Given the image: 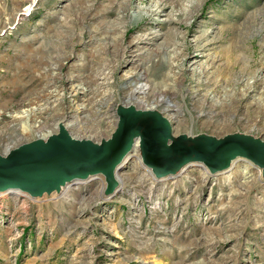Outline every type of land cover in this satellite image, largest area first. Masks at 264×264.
I'll return each instance as SVG.
<instances>
[{"label": "rangeland", "instance_id": "rangeland-1", "mask_svg": "<svg viewBox=\"0 0 264 264\" xmlns=\"http://www.w3.org/2000/svg\"><path fill=\"white\" fill-rule=\"evenodd\" d=\"M128 106L264 141V0H0L1 156L61 122L100 142ZM235 160L0 192V264H264V168Z\"/></svg>", "mask_w": 264, "mask_h": 264}, {"label": "water", "instance_id": "water-1", "mask_svg": "<svg viewBox=\"0 0 264 264\" xmlns=\"http://www.w3.org/2000/svg\"><path fill=\"white\" fill-rule=\"evenodd\" d=\"M101 140L73 138L63 128L47 140L20 144L0 155V192L18 189L36 195L94 174H103L109 183L106 193L112 192L118 185L116 170L137 144L144 164L157 177L177 174L191 162L223 170L239 156L264 168L263 140L240 134L175 136L167 117L155 109L121 107L117 128Z\"/></svg>", "mask_w": 264, "mask_h": 264}, {"label": "bare ground", "instance_id": "bare-ground-1", "mask_svg": "<svg viewBox=\"0 0 264 264\" xmlns=\"http://www.w3.org/2000/svg\"><path fill=\"white\" fill-rule=\"evenodd\" d=\"M139 76H143V73H140V75ZM146 86H147V84H141V85H139L136 89H135V91L136 92H143L144 90H145V88H146ZM134 91V92H135ZM133 97H135L136 95L135 94H133L132 95ZM173 107V106H172ZM172 107H170L169 106V109L172 111V112H174V113H172L173 115H172V117H167V119H168V121L171 123V120H172V118H176V117H178V115H177V112L175 111V109L174 108H172ZM21 116V115H20ZM27 116H30L29 114L27 115ZM75 125H76V123L73 121V122H70V123H58V124H56L55 125V127H56V130L55 131H49L48 132V135H43L42 133H40L39 134V136H40V138L41 139H44V140H47L48 138H49V136L50 135H52V134H55L54 132H57V131H61L63 128H65V129H67L68 130V132L70 133V128H74L75 127ZM171 125H173L172 123H171ZM30 131H34V130H36L38 127H37V124L34 122L33 124H31L30 126ZM38 130V129H37ZM58 132V133H59ZM174 131H173V126H172V133H173ZM71 134V133H70ZM173 135H174V133H173ZM72 136V135H71ZM179 136V135H178ZM73 137V136H72ZM74 138V137H73ZM135 147H137L138 149L137 150H139V146L137 145V146H135ZM135 147H134V150L131 152V154L123 161V164L125 163V161H127V159H129L130 157H132V156H134V160L136 161V163L138 162L140 165H143V166H145L144 165V162H143V157H142V155H141V153H140V151H137L138 153H135L136 151H135ZM6 151H10V148H7V150ZM7 152V153H8ZM134 152V153H133ZM6 153V154H7ZM236 159V158H235ZM234 159V161H231V163L229 164V166L228 167H231L232 165L231 164H233L236 160ZM122 164V165H123ZM192 164H196V162H191V163H189V164H187V165H185L182 169H185L187 166H189V165H192ZM200 166H202L203 167V169L205 170V172L207 173V174H209L210 175V172H215V171H213L212 169H210V167H208V165H206L205 163H203V162H201V164H200ZM142 167V166H141ZM147 169V168H146ZM181 169V170H182ZM148 170V172H149V174L151 175V176H153L154 178H156L157 176H156V174H155V172H154V170H153V168H150L149 167V169H147ZM186 170V169H185ZM181 172V171H180ZM179 172V173H180ZM179 173H177V174H179ZM169 175H175V174H169ZM115 180H116V183H118V185L117 186H115V189L112 191V192H115V191H117L118 190V187L120 186V185H123L122 183H121V181H122V175L119 173V169L118 170H116V172H115ZM166 181V180H165ZM69 183V182H68ZM102 184H103V187H104V189L105 188H107L108 187V185H109V183L107 182V179H106V177H105V179L102 181ZM67 185V184H66ZM7 191H10V189L9 190H7ZM16 193H20L21 192V190H16L15 191ZM31 195V194H30Z\"/></svg>", "mask_w": 264, "mask_h": 264}]
</instances>
